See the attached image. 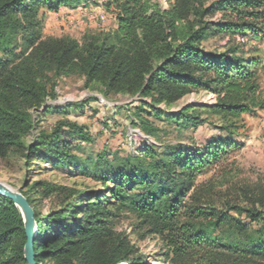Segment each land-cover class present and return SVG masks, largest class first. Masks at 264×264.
Returning <instances> with one entry per match:
<instances>
[{
  "label": "trees",
  "instance_id": "16d2710c",
  "mask_svg": "<svg viewBox=\"0 0 264 264\" xmlns=\"http://www.w3.org/2000/svg\"><path fill=\"white\" fill-rule=\"evenodd\" d=\"M85 1L0 0V158L16 155L28 165L71 167L103 184L79 189L36 181L34 193H23L37 221L36 263L142 264L134 245L115 230L116 219L126 212L162 239L164 255L174 264H264V225L252 226L257 211L230 203L219 207L196 181L240 144L216 136L194 146L160 149L148 143L137 154L84 158L76 153L91 134L65 120L27 140L36 124L34 112L56 96L52 77L62 75L83 76L86 87L97 84L106 97L138 96L135 115L150 135L158 127L143 111L187 130L207 122L199 114L202 108L226 118L264 108L259 60L247 56L242 45L224 51L204 47L212 36H228L230 43L236 35L243 41L264 36V0H173L167 8L156 0H106L104 5L116 11L117 28L104 37L90 35L81 43L43 35L41 6L58 11ZM203 90L215 93L216 101L176 112L160 106ZM70 106L84 103L44 111ZM35 193L55 195L58 202L43 214ZM244 214L249 221L240 218ZM26 241L20 208L0 193V264H26Z\"/></svg>",
  "mask_w": 264,
  "mask_h": 264
},
{
  "label": "rangeland",
  "instance_id": "374dc122",
  "mask_svg": "<svg viewBox=\"0 0 264 264\" xmlns=\"http://www.w3.org/2000/svg\"><path fill=\"white\" fill-rule=\"evenodd\" d=\"M167 8L173 0H156ZM106 0H88L76 5H63L58 11H51L41 6L39 12L44 13L42 33L45 37H71L83 42L87 36L104 37L117 28L116 11L114 7L107 8ZM104 13L105 18H102ZM220 18L216 15L213 20ZM236 44L249 51L247 56L259 60L261 97L264 99V36L255 39L245 36L243 41L236 35L229 41L228 36H212L204 43L207 49L224 51L228 46ZM55 98L47 100L44 106L34 112L35 127L27 140L36 139L41 131L50 133L61 121L75 122L84 126L91 134L89 142L81 143L84 147L77 150V155L84 158H95L99 154H106L112 158L113 154H137L148 144L152 143L160 149L176 144L194 146L203 144L213 137H224L229 142L240 144L232 147L222 156V159L206 167L197 175L196 181L202 183L203 190L210 195L219 207H226L227 203L237 204L243 208L256 210L259 214L252 226L264 225V108L251 113H244L238 118H226L221 115L210 114L203 108L199 111L207 122L199 127L180 130L176 124H171L163 118H156L142 112L144 118L158 127L157 133L150 135L145 131L135 115L133 103L136 97L127 95L104 96L100 87L93 84L85 86V79L78 74L52 77ZM217 96L213 92L200 91L184 96L171 106L161 104L167 112H176L186 105L201 106L215 102ZM83 102V107H72L62 112L55 111L57 106ZM47 106H55L50 112L44 110ZM230 124L229 129L221 126ZM71 167H53L49 163L33 161L30 165L26 160L16 155L0 158V182L22 193H34V182L59 184L68 188L94 189L103 188L100 181L83 174ZM36 198V208L43 214L57 204L55 195L48 198L40 193L32 195ZM261 199V200H260ZM240 218L250 220L245 214ZM135 215L122 213L115 223L117 233L123 234L135 247V256H142V264H174L164 255L167 250L162 239L149 234L145 227L138 226ZM120 264H126L122 262Z\"/></svg>",
  "mask_w": 264,
  "mask_h": 264
},
{
  "label": "water",
  "instance_id": "95a60500",
  "mask_svg": "<svg viewBox=\"0 0 264 264\" xmlns=\"http://www.w3.org/2000/svg\"><path fill=\"white\" fill-rule=\"evenodd\" d=\"M0 193L11 198L15 204L20 208L24 224L27 241L24 246V257L27 261L26 264H37L35 261L34 242L37 231V221L35 219L34 208L28 201V198L17 189H13L8 185L0 182Z\"/></svg>",
  "mask_w": 264,
  "mask_h": 264
},
{
  "label": "built area",
  "instance_id": "2783aa9c",
  "mask_svg": "<svg viewBox=\"0 0 264 264\" xmlns=\"http://www.w3.org/2000/svg\"><path fill=\"white\" fill-rule=\"evenodd\" d=\"M102 18H105V16H104V13H102V16H101ZM243 40V39H242Z\"/></svg>",
  "mask_w": 264,
  "mask_h": 264
}]
</instances>
